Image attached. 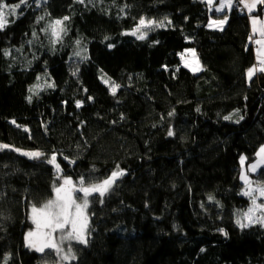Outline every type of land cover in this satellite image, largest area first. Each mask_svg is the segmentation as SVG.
<instances>
[{"label":"trees","instance_id":"16d2710c","mask_svg":"<svg viewBox=\"0 0 264 264\" xmlns=\"http://www.w3.org/2000/svg\"><path fill=\"white\" fill-rule=\"evenodd\" d=\"M225 15L223 30L208 28ZM64 17L53 44L45 29ZM249 17L236 3L217 14L202 0H28L9 15L0 31V145L9 146L0 149V264H264V226L236 224L250 204L241 157L248 166L264 145V73L247 76ZM141 18L164 27L144 40L125 35ZM188 48L199 73L180 66ZM102 78L119 85L115 95ZM53 154L62 174L47 163ZM117 166L125 175L103 202L89 198L88 243H72L75 260L23 245L31 208L53 198L58 175L98 182ZM250 176L264 182V168Z\"/></svg>","mask_w":264,"mask_h":264},{"label":"snow or ice","instance_id":"6c2138e0","mask_svg":"<svg viewBox=\"0 0 264 264\" xmlns=\"http://www.w3.org/2000/svg\"><path fill=\"white\" fill-rule=\"evenodd\" d=\"M79 3H84V0H78ZM209 5L210 10L213 5V0H205ZM28 0H20L15 6L9 7L7 4L0 0V31L4 30L9 15H16L17 9L22 4L26 5ZM236 4H242L243 8L248 13H252L257 10V7L264 5V0H236ZM39 6V5H37ZM234 7V0H219V5L215 7L216 12H224L226 9L231 10ZM260 12L264 13V7L259 9ZM40 19H43L41 17ZM69 18L64 17L62 20L57 19L52 21L45 31L50 32L52 43L55 44L62 39V33L66 32L64 22ZM227 22V15L223 19H213L210 21L209 27H216L219 30H223L224 24ZM252 31L253 34L259 35L258 39L249 37L250 42H254L259 47L256 50V58L258 66H253L248 69V79L251 80L257 71L264 73V19L252 18ZM168 23H171L169 21ZM164 27V22H156L153 20H145L141 18L138 22V26L135 27L130 33L125 35L135 36L138 40H144L147 37V31L143 29L152 30L154 28ZM80 42L77 41V44ZM192 57L194 58L192 63L195 67L191 70H200L199 63L195 60V50H190ZM9 55L7 51L4 53ZM76 55H80L79 52ZM183 59V55H182ZM185 67H190L189 62H185ZM39 79V78H38ZM103 79V78H102ZM103 82L107 85L110 83L109 80L104 79ZM55 85L52 83L47 84L48 88H53ZM119 85L114 82L111 83L112 94L115 95ZM41 90L39 85L29 88V92L36 95ZM31 96L28 97L31 102ZM81 106V102L77 101V107ZM197 111H199L197 109ZM171 115V113H170ZM224 119L230 120L231 116H225ZM243 119V117H240ZM239 122V121H237ZM15 123V121H13ZM27 131V129H25ZM169 136L173 135L170 130ZM8 145H0V149L7 148ZM14 151H20L19 149H13ZM22 155L27 156L29 159H40L44 156V153L39 151H23ZM258 162L251 164L248 171L256 172L258 168L264 166V146H261L259 151L256 153ZM74 162V161H73ZM47 163L55 167L57 173L61 172V167L57 163V157L55 154L47 159ZM241 165L245 163V157H241ZM125 175V172L119 170L113 171L111 175L102 181L98 182H87L83 177L78 181V186L74 184L70 178H65L60 175L57 176V180H62L59 185L53 186L55 193L54 199L47 200L41 207L33 205L31 209L32 223L35 225V231H29L25 237L26 246L34 249L35 251L43 253L45 249H50L55 252L56 256L63 261L75 260L76 256L73 252L72 243H79L87 245L88 234L90 229V215L88 209L90 206V197L93 194H98L100 202H103L105 197L113 188L116 181ZM241 179L244 182V191L241 193L250 200V207L242 213H238L236 224L241 228H247L253 224H259L264 226V182H255L249 178L247 173L242 172ZM82 193L83 195H78ZM211 200L212 197H209ZM260 201V202H258ZM244 221H247L246 223ZM223 231V230H221ZM226 235V234H225ZM67 244V248L64 245Z\"/></svg>","mask_w":264,"mask_h":264},{"label":"rangeland","instance_id":"374dc122","mask_svg":"<svg viewBox=\"0 0 264 264\" xmlns=\"http://www.w3.org/2000/svg\"><path fill=\"white\" fill-rule=\"evenodd\" d=\"M14 5H16V4H14ZM234 5H235V1H234ZM261 6V5H260ZM241 9V8H240ZM242 10V9H241ZM230 11V10H229ZM219 13H224V12H219ZM218 13V14H219ZM250 14V13H249ZM224 18V16H221L220 18H213V17H211V18H209V21H208V28H210V29H215V30H219V29H217L216 27H209V24H210V21L211 20H213V19H223ZM146 20V19H145ZM147 21V20H146ZM227 23H225L224 24V26H223V28L225 27V25H226ZM138 26V25H137ZM136 26V27H137ZM148 30L149 29H143V31H147L148 32ZM81 50V49H80ZM190 50H194V49H192V48H188V49H186V50H184V51H182V52H180L179 54H178V57L180 58V66H182L183 68H186V69H188V70H190V71H192L193 73H199L201 70H202V67H201V63H200V61H199V58L197 57V55H195V60H197L198 61V63H199V67H200V70H198V71H193V70H191V68L192 67H195V64H193L192 63V61H193V57H192V55H191V52H190ZM79 53H80V55H76L77 57H79V56H81V53L82 52H80L79 51ZM195 54H196V52H195ZM182 55H183V59H182ZM255 58H256V55H255ZM256 61H257V58H256ZM185 62H189L190 63V67H185L184 66V64H185ZM258 62V61H257ZM252 66H255V61H254V64L252 65ZM104 80V79H103ZM108 80V79H107ZM44 85V82H41V85L40 86H43ZM109 87H110V91H111V83H109V84H107ZM112 92V91H111ZM23 151H26V150H20L19 152H23ZM29 151V150H28ZM240 165H241V163H240ZM248 169H249V164H248V166L244 163V165L242 166L241 165V170H240V174H239V176H240V179H241V174H242V172H245V173H247V175L248 176H250L249 174H248ZM55 171H56V169H55ZM256 173H258V172H256ZM255 173V174H256ZM59 174H62L61 172L59 173ZM60 176H62V177H64L63 175H60ZM65 178H67V177H65ZM250 178V177H249ZM251 179V178H250ZM252 180V179H251ZM241 181H242V179H241ZM253 181H254V183L255 182H259V180L257 179V180H254L253 179ZM60 183H62V180H58V184H60ZM242 183L244 184V182L242 181ZM74 184H76V183H74ZM77 186H78V184H76ZM244 191V188H243V190L241 191V193ZM53 198L52 199H54L55 198V193L53 192ZM78 195H80V196H82L83 194L82 193H79ZM258 202H260V201H258ZM250 203V202H249ZM248 207H250V204H249V206ZM32 209V208H31ZM246 211V210H245ZM28 218H29V221H28V225H29V228H28V230L25 232V234H24V236H23V245L25 246V247H27L26 246V240H25V237H26V235H27V233L29 232V231H35V225L32 223V219H31V210H30V212H29V215H28ZM245 223L247 222V221H244ZM73 243H75V242H73ZM66 245V244H65ZM64 245V246H65ZM66 246H68V245H66ZM28 249H30V250H34V249H32V248H29V247H27ZM65 248H67V247H65ZM45 250H47V249H45ZM48 250H50V249H48Z\"/></svg>","mask_w":264,"mask_h":264},{"label":"crops","instance_id":"0c3cea01","mask_svg":"<svg viewBox=\"0 0 264 264\" xmlns=\"http://www.w3.org/2000/svg\"><path fill=\"white\" fill-rule=\"evenodd\" d=\"M202 2H204L206 5H207V7H209V5L205 2V0H202ZM219 5V0H213V5L211 6V9L214 11V12H216L214 9H215V7H217ZM210 8V7H209ZM258 8V7H257ZM241 9H242V11L244 12V13H246L247 15H250V17H249V22H250V37H253L254 39H258L259 38V35H258V33L257 34H253V31H252V18L253 17H256V18H258V19H264V13H262L261 12V14L260 15H253L252 13H248L247 12V10L246 9H244L243 8V5L241 4ZM230 11L229 10H225L224 11V13H229ZM254 12H256V11H254ZM217 14L219 13V12H216ZM224 13H221V14H224ZM249 43L250 44H252L253 45V48H254V55H256V50H257V48L259 47L258 45H256L254 42H250V40H249ZM255 66H258V62L256 61V58H255ZM248 73V72H247ZM248 76V75H247ZM262 146H264V145H262ZM260 149V148H259ZM259 149H258V151H259ZM257 151V152H258ZM256 152V153H257ZM258 162V157L256 156V159L252 162V163H250L249 164V167H250V165L251 164H254V163H257ZM261 168H264V166H261L260 168H258L257 169V171L256 172H259V170L261 169ZM256 172H248V174L250 175V174H255ZM250 178H251V176H249Z\"/></svg>","mask_w":264,"mask_h":264},{"label":"built area","instance_id":"2783aa9c","mask_svg":"<svg viewBox=\"0 0 264 264\" xmlns=\"http://www.w3.org/2000/svg\"><path fill=\"white\" fill-rule=\"evenodd\" d=\"M234 1H235V3H236V0H234ZM236 6L241 8V4H239V5L236 4ZM240 10H241V9H240Z\"/></svg>","mask_w":264,"mask_h":264}]
</instances>
